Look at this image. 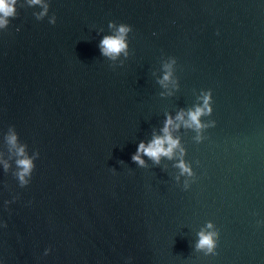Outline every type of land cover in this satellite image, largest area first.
<instances>
[{
	"label": "water",
	"instance_id": "1",
	"mask_svg": "<svg viewBox=\"0 0 264 264\" xmlns=\"http://www.w3.org/2000/svg\"><path fill=\"white\" fill-rule=\"evenodd\" d=\"M43 3L0 29V264H264V0ZM209 91L204 127L176 120ZM169 117L173 158L141 167Z\"/></svg>",
	"mask_w": 264,
	"mask_h": 264
},
{
	"label": "clouds",
	"instance_id": "2",
	"mask_svg": "<svg viewBox=\"0 0 264 264\" xmlns=\"http://www.w3.org/2000/svg\"><path fill=\"white\" fill-rule=\"evenodd\" d=\"M18 0H0V29L7 30L11 19H15L18 15L17 9ZM29 6L40 5L43 8L42 12L34 14L37 20H42L49 13V7L47 4L43 3V0H28ZM49 23L52 25L56 24V17L52 15V18L49 20ZM109 27H116L115 24L109 25ZM132 31V28L125 24H120L115 35L106 36L101 41V52L103 55L115 59L121 53L127 55L126 49L128 47L126 43V36L129 32ZM169 76L165 75L164 80H168ZM212 103V92H206L202 96V106H197L194 111L188 112L187 120H185V115L183 112L176 116V120L184 124L185 127H194L199 131L204 125L201 124V117L204 115H210L213 111L210 106ZM173 120L171 117L168 118L166 125L163 129L164 135L162 137H155L152 142L149 144L141 143L138 146L137 153L132 157L133 161L138 163L141 167L144 166V160L142 156H147L150 159L154 160L156 163L160 162L161 157H168L169 159L173 158L174 150L178 148L179 141L174 139L170 134V127L173 125ZM213 122V126H214ZM176 127L179 128L180 125L176 124ZM199 139V137H197ZM18 137L15 134H11L8 137V143L12 147L17 149V156L23 157L16 161L17 166L21 169L17 173V177L20 181L21 186H26L29 183V180L26 177H30L32 171L35 167L33 160L28 158L25 153V147L19 146L17 144ZM37 155H39L37 153ZM8 165L5 164V169ZM181 169L182 174L190 173L189 167L181 160L177 165ZM7 227V225H3ZM212 227L211 224L208 226ZM217 233L215 232H201L199 233V242L197 244L198 249H206L207 253L215 254L216 248V238Z\"/></svg>",
	"mask_w": 264,
	"mask_h": 264
}]
</instances>
